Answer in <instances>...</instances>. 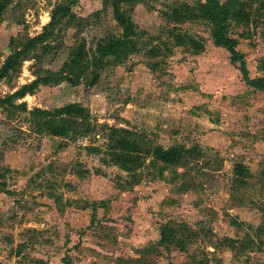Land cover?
<instances>
[{"label":"rangeland","instance_id":"obj_1","mask_svg":"<svg viewBox=\"0 0 264 264\" xmlns=\"http://www.w3.org/2000/svg\"><path fill=\"white\" fill-rule=\"evenodd\" d=\"M195 1L133 0L140 49L107 56L95 81L90 69L77 83L41 84L15 100L26 111L0 105V264H264V88L251 85L241 61L215 44L210 21L170 19L173 8ZM9 3L0 16V69L43 32L57 7L69 5L87 21L64 24V17L59 38L49 40L54 48L2 78L0 97L40 69L59 70L82 39L94 50L100 39L122 34L112 6L92 16L103 0ZM172 30L204 49L176 44ZM229 35L249 77H264V16L231 20ZM70 102L89 110L94 132L35 130L30 111ZM112 126L197 151L185 165L162 170L146 156L128 171L111 157ZM164 230L172 244L160 242Z\"/></svg>","mask_w":264,"mask_h":264},{"label":"trees","instance_id":"obj_2","mask_svg":"<svg viewBox=\"0 0 264 264\" xmlns=\"http://www.w3.org/2000/svg\"><path fill=\"white\" fill-rule=\"evenodd\" d=\"M77 1L71 0L72 3ZM103 1L104 8L94 12L92 16H98L106 7L112 6L114 18L122 28V34L107 35L98 41L94 50H90L85 39H82L76 46L71 48L68 59L59 70H38L36 79L21 86L14 93L0 97V105L11 112H13L11 109L16 108L26 111L28 110L27 104L25 102L17 104L15 100L34 93L41 84H58L62 81L77 83L87 76L90 69H92L95 81L98 78L97 68L101 66L99 64L103 63L107 56L124 55L141 48V35L132 15L133 7L128 6L133 0ZM255 1H258L259 5L254 8L253 3ZM9 2L10 0H0V16L6 11L7 6L10 4ZM262 16H264V0H227L225 2L220 0H206L205 2L197 0L192 6L183 4L173 8L170 19L178 22L186 18L196 17L210 21L213 25L212 34L215 44L227 48L232 53L234 60L241 61L244 76L251 85L264 88V77L256 79L249 77L246 63L236 49L237 42L229 35L231 20L241 22L251 17L260 19ZM64 17H66L64 24L79 22V20L82 22L87 21V18H80L76 14L71 13L69 5L57 7L42 33L28 38L21 43V46L16 47L8 55L0 69V80L2 78H11L18 73L25 60L41 59L43 55L50 52L54 47L49 40L59 38V31L61 32L59 27ZM254 20L260 22L258 19ZM169 34L173 37L176 44L194 48V51L197 52L204 49L201 41L189 33L172 30ZM156 52H158L157 47H152L150 53L156 54ZM93 53L95 55L94 60L91 59ZM30 113L35 130L41 134L48 132L60 136L68 134L84 136L95 131L89 110L79 102H70L55 110L36 107ZM107 138L113 161L117 162L121 168L132 172L144 165L143 159L146 156L153 157L152 162L154 163L161 162L160 168L164 170L169 165L187 164L189 156L194 158L197 151V147L188 148L183 144H175L169 147L153 144L147 139L146 135L124 127H109ZM174 239L175 237L171 233H167V230H164L160 242L162 244H172Z\"/></svg>","mask_w":264,"mask_h":264}]
</instances>
